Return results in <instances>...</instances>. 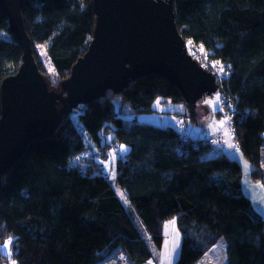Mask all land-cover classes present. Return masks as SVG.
I'll list each match as a JSON object with an SVG mask.
<instances>
[{
	"label": "trees",
	"instance_id": "1",
	"mask_svg": "<svg viewBox=\"0 0 264 264\" xmlns=\"http://www.w3.org/2000/svg\"><path fill=\"white\" fill-rule=\"evenodd\" d=\"M174 5L183 37L203 44L210 56L232 69L224 89L212 96L219 99L225 92L237 102L233 124L238 147L254 168L253 179L264 181V0H174ZM22 12L38 66L50 87H58L93 38L94 0H23ZM62 24L69 25L65 42L71 50L52 57L54 83L36 46ZM23 53L0 10V88L4 78L18 72ZM128 85L119 94L109 89L75 109L61 105L54 134L32 140L3 175L0 244L10 240L16 264H101L125 243L147 237L162 248L165 224L175 219L183 238L175 264H193L221 242L223 264H264V218L243 191L240 162L226 153L215 156L206 143L208 134L197 130V139L187 141L180 136L177 119L183 117L188 126L189 120L197 121L198 102L188 103L179 87L158 73ZM119 98L131 118L116 108ZM158 99L185 106L175 125L161 127L137 118L153 112ZM1 106L0 91V117ZM111 133L114 144L130 147L116 161L117 181L129 207L94 152L79 160L88 147L106 152L110 143L102 141ZM6 259L0 248V264Z\"/></svg>",
	"mask_w": 264,
	"mask_h": 264
},
{
	"label": "water",
	"instance_id": "2",
	"mask_svg": "<svg viewBox=\"0 0 264 264\" xmlns=\"http://www.w3.org/2000/svg\"><path fill=\"white\" fill-rule=\"evenodd\" d=\"M22 5L23 0H0V10L24 48L18 72L4 78L0 88V190L3 175L32 140L54 134L61 105L75 109L109 89L119 94L131 80L151 73L165 76L195 106L218 90L215 74L187 49L174 0H94L90 45L73 63L70 75L52 88L34 56Z\"/></svg>",
	"mask_w": 264,
	"mask_h": 264
},
{
	"label": "rangeland",
	"instance_id": "3",
	"mask_svg": "<svg viewBox=\"0 0 264 264\" xmlns=\"http://www.w3.org/2000/svg\"><path fill=\"white\" fill-rule=\"evenodd\" d=\"M69 25L68 24H62L58 31H56L50 39L46 40L43 43H39L36 46V50L38 53V56L41 57L44 65L48 68L49 76L53 78V82L57 83V77H56V71L54 69V66L52 64V57L56 55L61 54H68L71 50V47L66 44L65 42V35L68 33ZM217 97L218 95H207L206 98H202V100L198 101V105L195 109L197 116V121H190L189 120V126L197 127L196 129L201 134H209V131H211L214 127L218 129L222 124L225 123V115L218 112V103H217ZM116 108L121 111V113L128 118L132 117V112L123 104L122 100L119 98L115 102ZM153 106L155 107V110L153 112H142V114L138 115V119L140 122H147L151 124H155L157 126L164 127L166 125H175V121L178 118V113L184 112V105L177 102L172 101H161L158 99L154 102ZM74 121H76L80 132H82L85 140H88V131L85 130L83 123L79 120L77 117V114H74ZM193 128V127H192ZM217 131V130H216ZM214 132V131H213ZM226 136L230 140V136H228V131H225ZM113 134L107 135L103 139V143L109 142L110 146L107 148V151H103L99 148L96 149L94 147V157H96V163H101L100 165L103 167L104 172L106 175L109 176L110 181L112 182L113 186H115L117 193L119 197H121L122 202L125 204L126 207H129V202L124 194V191L122 190L121 186L118 184L117 181V174H116V168H117V159L121 156H125L128 151L130 150V147L125 144H114L112 141ZM228 148H231V144L226 146V150ZM241 150V149H240ZM240 152V151H238ZM242 152V151H241ZM245 157V156H244ZM247 159V157H246ZM248 160V159H247ZM249 161V160H248ZM93 162V161H92ZM242 163V164H241ZM243 172L245 176V161L241 160L240 162ZM98 164V166H100ZM257 182H262V180H255ZM244 188H246V183L243 185ZM249 190L252 192L253 199L257 198L258 204L254 202V204L258 207H264V201L261 200V196L259 193L262 192L260 188L256 187L254 188L249 187ZM165 241L163 243L162 248H157L154 244L153 240L150 237H147L145 241L142 242H136V243H125L120 248H118V251L115 252L112 256H110L108 259L112 258L115 255H121V254H130L129 256L134 257H140L142 259H148L151 258L154 261L157 262V264H175L177 260H175V257L177 254H180V247L182 243V234L179 230V227H177V223L175 219H169V221L165 224ZM225 242L221 243H215V245L212 247V250L210 249L211 256L214 259H217V261L220 264H223L225 262ZM1 251L8 257V259L5 260V264H16L13 257V250L10 243V240L3 241V243L0 244ZM170 253V258H169ZM107 259V260H108ZM175 260V261H174ZM106 261V260H105ZM104 263V262H102Z\"/></svg>",
	"mask_w": 264,
	"mask_h": 264
},
{
	"label": "built area",
	"instance_id": "4",
	"mask_svg": "<svg viewBox=\"0 0 264 264\" xmlns=\"http://www.w3.org/2000/svg\"><path fill=\"white\" fill-rule=\"evenodd\" d=\"M186 45L187 49H189V52L192 54V56L196 58L205 69H208L215 74L216 79L219 83L218 90H223L225 84L228 82L232 73V69H230V66L227 65L224 61H222V59L210 56L208 53V48H206L201 43H196L195 41L193 42L191 39H186ZM217 103L218 112L220 111L225 115V125L227 127L228 136H230V140L226 136L224 130H217L209 133L206 136V143L210 145V148H212V152L214 153V155L219 158L222 154L225 153L226 146H228L229 144L233 145V147L235 148L238 147V141L235 136L236 128L233 124L234 118L236 116L237 102L233 100L232 96H229L227 93L224 92V95H221L219 99H217ZM176 126L180 131L181 138H183L184 140L187 141L191 139V137L197 139L196 137L199 134L197 129L189 127L183 117H179L177 119ZM92 152L94 151L90 147H88L81 153V155L79 156V160H88V158L93 154ZM207 253H210V250L203 253V255L200 256L197 261H195L193 264H199L202 261L203 256ZM129 255L127 253L115 255L101 264H157V262L151 258H133Z\"/></svg>",
	"mask_w": 264,
	"mask_h": 264
},
{
	"label": "crops",
	"instance_id": "5",
	"mask_svg": "<svg viewBox=\"0 0 264 264\" xmlns=\"http://www.w3.org/2000/svg\"><path fill=\"white\" fill-rule=\"evenodd\" d=\"M184 110H185V107H184ZM216 128L214 127L211 131H209V133H211L213 131H216V130H224V131L227 130V127H226L225 123L222 124L218 129H216ZM200 132H201V130H200ZM238 151H240V152H238ZM225 153L228 156H230L231 158L232 157L236 158L239 162H241V160H243V162L245 161V165H246L245 169L246 170H245V176L243 174V177L241 179L242 180V185H244L246 183V186L248 185L249 187L253 186L254 188H256V187L260 188V190H262V192L259 193L260 196H261L260 199L264 201V183L257 182V181H255V179H253L252 172H253L254 168L251 165V163L246 159V157H244V154L241 152L240 148L239 147L235 148V147H233V145H231V148H228L227 150L225 149ZM248 186L246 188H244V186H243V191H245L246 194L250 197L251 202H253V206H254L255 211L259 212L264 218V207L263 208L262 207H258V206H256L254 204V202H256V204H258V201H257V198L253 199L252 192L249 190ZM178 256H179V253L175 257V260L178 258ZM169 258H170V253H169ZM168 264H169V261H168Z\"/></svg>",
	"mask_w": 264,
	"mask_h": 264
},
{
	"label": "bare ground",
	"instance_id": "6",
	"mask_svg": "<svg viewBox=\"0 0 264 264\" xmlns=\"http://www.w3.org/2000/svg\"><path fill=\"white\" fill-rule=\"evenodd\" d=\"M108 264H112V263H108ZM199 264H219V263L217 262L216 259H213L210 253H207L203 256V259Z\"/></svg>",
	"mask_w": 264,
	"mask_h": 264
}]
</instances>
